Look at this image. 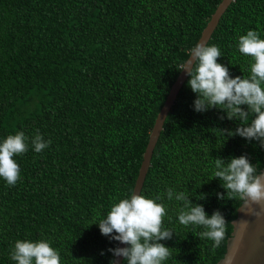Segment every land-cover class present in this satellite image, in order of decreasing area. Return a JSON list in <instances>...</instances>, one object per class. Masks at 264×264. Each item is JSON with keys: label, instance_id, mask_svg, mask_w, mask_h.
Segmentation results:
<instances>
[{"label": "trees", "instance_id": "1", "mask_svg": "<svg viewBox=\"0 0 264 264\" xmlns=\"http://www.w3.org/2000/svg\"><path fill=\"white\" fill-rule=\"evenodd\" d=\"M221 2L0 0V142L23 131L28 143L14 157L18 182L0 178V264H15L17 240L49 241L61 264H109L117 242L94 223L133 193L155 120ZM249 30L264 39V0H235L208 43L219 47L218 62L233 78L250 75L252 60L238 50ZM187 81L141 195L161 196L166 209L163 227L173 237L161 241L170 248L163 264H218L244 200L229 199L214 179L215 159L247 155L260 173L264 146L229 135L241 122L219 109L194 111ZM37 131L51 140L40 153L31 145ZM169 188L209 215L223 214L219 247L199 237L202 227L179 223L183 204L167 198Z\"/></svg>", "mask_w": 264, "mask_h": 264}, {"label": "clouds", "instance_id": "2", "mask_svg": "<svg viewBox=\"0 0 264 264\" xmlns=\"http://www.w3.org/2000/svg\"><path fill=\"white\" fill-rule=\"evenodd\" d=\"M238 50L252 60L248 77L233 78L229 68L218 62L219 47L203 42L189 50V59L180 72L189 77L187 86L196 94L194 111L204 113L219 109L226 113L228 120L241 122L229 135L259 141L264 146V39L257 31L249 30L239 36ZM26 140L25 133L20 131L0 142V178L9 186L20 179V166L14 157L28 151ZM31 145L40 153L51 145V140L46 141L37 131ZM213 176L223 182L229 199L240 198L252 204L264 202V175L257 172L247 155L232 157L226 164L222 159H215ZM173 197L183 204L178 212L179 223L202 227L204 230L199 237L213 241V249L219 247L227 222L223 214L217 210L209 215L202 204L193 205L186 193L174 194L169 188L167 198ZM218 197L224 198L223 194ZM160 199L161 196L150 199L133 193L114 203L106 216L94 223L101 235L117 242L116 247L108 249L113 256L109 264H119L120 257L126 264H163L168 259L170 248L161 241L172 239L173 232L163 227L166 209L157 202ZM10 259L15 264H61L59 252L47 240H17Z\"/></svg>", "mask_w": 264, "mask_h": 264}, {"label": "water", "instance_id": "3", "mask_svg": "<svg viewBox=\"0 0 264 264\" xmlns=\"http://www.w3.org/2000/svg\"><path fill=\"white\" fill-rule=\"evenodd\" d=\"M234 1L235 0H222L215 13L212 15L211 20L204 28L198 43H209L221 18ZM187 79L188 76L183 72L179 74L155 120L133 193H142L151 167L153 154L163 131L166 119ZM259 174L264 175V169L261 170ZM232 225L233 232L227 242V251L218 264H264V202L261 204H252L243 201L238 209L237 218L232 221ZM119 246L124 247L125 245ZM123 262L124 258L120 257L119 264H123Z\"/></svg>", "mask_w": 264, "mask_h": 264}]
</instances>
